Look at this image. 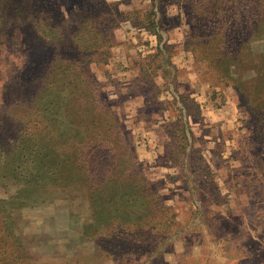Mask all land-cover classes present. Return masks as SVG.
<instances>
[{"label":"rangeland","instance_id":"obj_1","mask_svg":"<svg viewBox=\"0 0 264 264\" xmlns=\"http://www.w3.org/2000/svg\"><path fill=\"white\" fill-rule=\"evenodd\" d=\"M73 1L57 0L38 38L31 20L0 36V264H264V9L174 0L149 28L135 22L155 1L105 0L100 39L88 18L69 30ZM212 24L233 25V44ZM52 71L74 99L61 132L82 144L52 141L37 101ZM51 150L80 174L53 185ZM109 214L127 221L103 226Z\"/></svg>","mask_w":264,"mask_h":264},{"label":"trees","instance_id":"obj_2","mask_svg":"<svg viewBox=\"0 0 264 264\" xmlns=\"http://www.w3.org/2000/svg\"><path fill=\"white\" fill-rule=\"evenodd\" d=\"M82 2L86 1V3L88 5H79L77 4L76 0H74L72 2V5L68 8L67 10V26L69 28L70 31H75L77 29V27L82 23V21L86 18L91 19V24L95 27L96 32H98L100 34V39L104 38V34H103V29L104 27H108L110 24H113V20L111 18V15L114 14V9L113 7H111V3H107L105 2V0H81ZM155 1V5L152 6V9L143 16V18H141L140 20L136 21V24L139 25H144L145 27H155L160 25V23H162L163 17L165 16L166 13V7H168L169 5L173 4L175 1L174 0H153ZM229 2V0H227ZM247 4L249 5L248 8V13L251 12L253 13V17H255V20H257L256 17H258V11H260L261 9H264V0H247ZM94 4V6H98L97 10L92 9V5ZM64 5V4H63ZM83 6V7H80ZM221 6V4L219 5ZM82 8V9H80ZM60 10V6L57 5V0H0V36L3 35L5 32L4 30L6 29V26H10V25H14L18 22V24H22L21 22L24 21V23L27 22V20H31L33 23H38L35 24L34 26V35L35 38H38L39 35L38 33H40V29H47L48 32H50V23H48L49 19H57L56 15L58 16V12ZM224 10L226 11V8H224ZM75 11V12H74ZM112 14H110L107 18H106V12H111ZM224 11V12H225ZM221 12H223L222 8H221ZM63 14V11L61 13V15ZM215 14H217V11H215ZM226 14V12H225ZM206 17H210L209 12L207 11V15H205ZM44 20V24L43 26H40V21ZM108 21V22H106ZM112 22V23H111ZM131 22V21H130ZM211 24V23H210ZM57 27H59V24H56ZM226 25V24H225ZM61 26V25H60ZM110 28V27H109ZM233 28V25H226V26H221V24H218V26H214V24H212V26L209 29H214L218 34H219V30L223 29V34L222 37H224V39H226L228 42H231V44H233L234 42V37H225L231 29ZM208 29V33H204L202 32L199 36L200 37H205L207 38V42L206 43H210L211 40L213 39H217V35L215 34V32L210 31ZM52 31V30H51ZM222 33V32H220ZM156 37L158 38L159 42L161 41L162 37L159 34H155ZM54 36V35H53ZM57 37V36H55ZM53 37V38H55ZM185 38V42L184 45L186 48H193L195 49V45L193 46V42H194V38L193 39H189L188 35L185 34L183 36ZM50 39H52V36L49 35ZM219 40V39H218ZM220 41V40H219ZM165 47L167 48L165 42L162 44V48ZM159 50V48H158ZM205 59L204 64L208 65V58L207 57H202V58H197L198 60L202 61V59ZM210 61V60H209ZM202 64V62H201ZM60 72L58 71H52L49 75H48V81H47V86L45 88V94H46V101H42V98H38L37 101L46 105L47 109H49L48 112V126L52 127L53 132L55 133V135L58 134L59 137L55 138L52 141H55V143L58 141V139L60 140V143H63L64 145L66 143H69V146H72L73 143H76V141L79 144H82L85 140L83 138L80 139L81 136H84L82 134H80V132H61L62 130L60 129V116L58 114V110L59 107L61 108H68L70 107L71 109H73L74 106V102H72L74 99H66L65 101L63 100V96H61V90H59V86L60 84L57 83L58 79H60L58 77V74ZM65 77H67V75L65 74ZM61 83V81H60ZM67 85V83H66ZM44 93V92H43ZM44 94V96H45ZM251 104V103H250ZM75 107V106H74ZM197 106H195L196 108ZM252 107V104H251ZM46 110V109H45ZM47 111V110H46ZM74 115L72 112H69L66 114L65 118H69V116ZM193 115V114H192ZM198 115V112H197ZM259 115L263 116L264 119V112L259 113ZM195 116V115H193ZM64 119V118H63ZM68 122H71V120H68ZM82 124V123H81ZM61 132V133H59ZM86 134V133H85ZM61 137V138H60ZM64 147V146H63ZM27 148H30V146H27ZM42 148V147H41ZM47 150V149H45ZM42 151H44V148H42ZM25 152H27V150H25ZM53 153V158L51 160H45V165L47 168L50 169V171H52V175L54 177L51 178V183L53 185H63L65 183H68L72 180L71 175H69V172L72 174V172H75L77 174H80L81 172V166L82 165H78L75 166L73 164L74 158H73V154H71L70 151H67L65 153H68L69 156H66V154L64 155L63 159H57V157L60 156V153L58 152V150H51V152L47 153L50 154ZM67 154V155H68ZM45 156V154H44ZM25 162L26 164L30 167L31 169V160H29L27 157L28 155L25 156ZM29 162V163H27ZM64 169H66V171L68 172V176H67V180L66 182H62V178L59 177H63V175L65 174ZM32 170L34 171V173L37 172V168H33ZM32 170L30 171V173L32 174ZM57 171H61V175L60 176H56V172ZM66 172V173H67ZM37 176H35L34 180H31L32 184L35 185V178ZM50 183V182H49ZM124 217L121 216H115V215H106L104 216V219L102 221V225H110L111 223H119V225L121 224H125L124 221H121V219ZM130 221V220H129ZM4 225L5 222L4 220L0 219V226L4 230ZM3 246V245H1ZM3 248V247H2Z\"/></svg>","mask_w":264,"mask_h":264}]
</instances>
